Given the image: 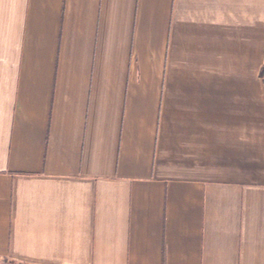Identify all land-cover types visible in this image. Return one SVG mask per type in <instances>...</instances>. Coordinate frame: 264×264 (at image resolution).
<instances>
[{"label":"crops","instance_id":"0c3cea01","mask_svg":"<svg viewBox=\"0 0 264 264\" xmlns=\"http://www.w3.org/2000/svg\"><path fill=\"white\" fill-rule=\"evenodd\" d=\"M0 264H264V0H0Z\"/></svg>","mask_w":264,"mask_h":264}]
</instances>
